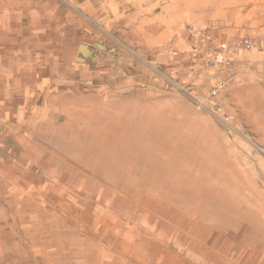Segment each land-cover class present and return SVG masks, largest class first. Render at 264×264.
<instances>
[{
  "label": "rangeland",
  "instance_id": "374dc122",
  "mask_svg": "<svg viewBox=\"0 0 264 264\" xmlns=\"http://www.w3.org/2000/svg\"><path fill=\"white\" fill-rule=\"evenodd\" d=\"M0 264H264V0H0Z\"/></svg>",
  "mask_w": 264,
  "mask_h": 264
},
{
  "label": "built area",
  "instance_id": "2783aa9c",
  "mask_svg": "<svg viewBox=\"0 0 264 264\" xmlns=\"http://www.w3.org/2000/svg\"><path fill=\"white\" fill-rule=\"evenodd\" d=\"M242 44L246 48H251V47L254 46V42H253V40L250 37L244 38ZM226 51L227 50L224 49L222 52L218 53V55L216 56V58H214L215 59V63H217V64L228 63V61L232 60L230 58V56L226 57L227 54H228Z\"/></svg>",
  "mask_w": 264,
  "mask_h": 264
}]
</instances>
